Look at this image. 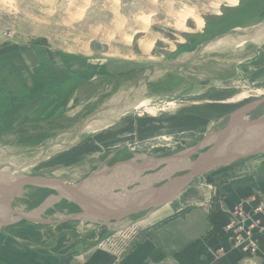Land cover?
I'll return each instance as SVG.
<instances>
[{"label": "rangeland", "instance_id": "obj_1", "mask_svg": "<svg viewBox=\"0 0 264 264\" xmlns=\"http://www.w3.org/2000/svg\"><path fill=\"white\" fill-rule=\"evenodd\" d=\"M263 118L264 0H0V177L80 184L97 171L85 166L96 141L121 145L130 125L151 137L125 148L162 153L183 149V142L191 151L205 141L207 151L220 140L247 143L241 139L247 132L257 144L264 133L233 130ZM109 147L105 155L114 152ZM253 156L192 184L222 196L228 187L220 185L239 172L264 168V154ZM46 193L26 186L11 207L37 208ZM191 197L103 238L96 233L102 226L66 238L63 224L12 223L7 208L0 217V264H91L100 254L119 264L152 228L194 209ZM63 210L71 211L66 201L43 216L60 219L56 211ZM217 214L213 230L224 236L227 222L221 225ZM19 226L22 234L13 231ZM72 238L76 243H67Z\"/></svg>", "mask_w": 264, "mask_h": 264}, {"label": "crops", "instance_id": "obj_2", "mask_svg": "<svg viewBox=\"0 0 264 264\" xmlns=\"http://www.w3.org/2000/svg\"><path fill=\"white\" fill-rule=\"evenodd\" d=\"M248 118L250 121L253 120V116L250 114ZM262 120H256V124L251 128L259 130L258 134L264 133V131H261L264 126V124H261ZM212 123L215 122L212 121ZM131 126L126 131H130L129 136L132 133L131 136L127 137L126 142L121 145L109 147L103 141L102 145L99 146L100 141H96L98 142V149L85 166L87 169H91L93 166L98 167L97 171L85 177L80 184H68L61 180L63 177L57 179L48 178L49 180H59L66 186L79 187L78 193L75 192V194L77 198L81 197V203L76 204L74 197H71L73 200L65 201L70 205V208L77 212L81 211L83 214L85 212L88 213V211L87 209L83 211L81 208H85V205L88 204L90 206L88 215L92 218V221L86 220L85 222L77 221L76 219L60 221L54 226L59 228L63 224L65 228L62 229L67 232L66 238L79 234V236H82L83 232H86L85 227L89 229L90 227L97 228V226H102L104 230L108 226L107 232H103V230L96 232L99 238H103L109 232L117 230V233H121L119 229L126 228L132 224L150 221L155 215L165 208L175 205L177 203L175 201L182 200L188 194L189 196L192 195V197L189 205H187H194L195 208L184 212L180 210L171 219L152 228L150 235L148 234L135 249L124 255L119 264H244V259L248 254L238 248H234L225 235L221 236L214 232L211 216L213 211L218 213L216 217L220 218L221 225H223L228 221V210L241 205L250 212L255 206L264 203V168L255 167L249 170L252 171L250 173L247 171L239 172L237 178H231V180L229 179L220 185V188L227 186L228 191L222 196L215 198L216 194L213 192H210L209 195L206 194L205 188H207V184L199 183L193 186L192 183L202 177V175L195 176L186 186L183 183V180L191 172L190 170L195 168L197 162H200L201 158L206 155L207 151H203L204 148H194L188 151L189 144L182 142L181 146L184 147L183 149L180 148L171 152L147 153L136 147L128 149L123 146L130 142H147L150 140L148 138L151 137L147 134L142 136L139 133L140 130L137 124L133 126L135 132L132 131ZM245 129L242 130V133L249 131L247 130L249 129V124L246 125ZM125 134H117L116 138ZM263 140L264 134L260 136V141ZM202 142L195 146L199 147ZM249 143L250 141L248 140L246 144L249 145ZM213 146L209 148L213 149ZM224 146L220 153L225 151H228L227 153H231V155L236 153L237 149L234 147ZM105 147L115 150L111 155H105L107 151ZM185 149L187 152H184ZM263 154L255 155L253 158H258ZM223 157L228 158L226 153L223 154ZM250 158L243 157V162ZM95 159L96 162L94 161ZM239 166L240 164H238L237 160L230 164H220L214 170L205 171L204 175L217 169L229 167L228 169L232 170V168ZM200 171L197 173L193 171V173L203 174ZM228 172L225 174H228ZM234 179L236 180L233 181ZM193 187L194 189H191ZM47 190L48 194H56V190L52 188ZM191 192L192 194H190ZM199 193L203 194L198 196ZM65 201L62 204L59 202L58 205L63 207ZM187 205L183 207L188 208ZM52 209L53 207L50 208V210ZM68 213L66 210L60 213L56 211V216H60V219L55 220L64 219ZM136 216L138 219L134 220ZM40 227H42L43 231L45 230V226L41 225ZM40 227L36 226L37 229L34 228V230L38 231L41 229ZM22 228L19 226L14 228L13 231L16 230L22 234ZM69 232L75 234L70 235ZM27 233L31 235V233ZM31 236L33 237L34 235ZM74 240L76 239L72 238V241L67 243L75 244L76 241ZM69 246L71 247L72 245ZM109 260V257L100 254L94 256V261H91V264H110ZM255 260L257 264H264V236L258 238V255L255 256Z\"/></svg>", "mask_w": 264, "mask_h": 264}, {"label": "water", "instance_id": "obj_3", "mask_svg": "<svg viewBox=\"0 0 264 264\" xmlns=\"http://www.w3.org/2000/svg\"><path fill=\"white\" fill-rule=\"evenodd\" d=\"M239 127L235 128L233 131L238 132L239 129H242V130L245 129L243 126L241 128ZM247 130L250 131L252 129L249 128ZM263 130H264V126L261 128V131ZM252 131L258 133L259 130L254 129ZM246 134H248L249 136L247 137L246 135H244L242 136L241 139L243 140L245 138L250 139L249 145L246 143L244 144L240 143L242 142V140L237 142L231 139L230 140L226 139L224 140L225 142L220 140V141H217V143H214V148L213 149L209 148L207 152L205 153L206 155L203 158H201L200 162H197V165H195V168L190 170L191 172L189 173V175L183 180L184 185L185 186L188 185L190 181H192L195 178V176L204 175L205 171L209 172V170L211 169L214 170L220 164H224V163L230 164L242 157H246L250 155H259V154L264 153V140L257 142V144H254L252 140V136L248 132ZM204 143L205 141L202 142L201 145L197 149H200V148L203 149L209 146L208 145L209 142L205 143L206 145ZM224 145H226V147L227 146H231V147L237 146L235 148L237 149L236 153H234L233 155H231V153H227L228 151L220 153L222 147H225ZM238 146H240V148ZM225 153L228 156V158H225V157L222 158L223 154ZM220 159H222V161H220ZM198 169L201 170L200 172H202L203 174H195L199 171ZM193 171L195 173H193ZM0 179L5 181V182L0 183V212H1L0 217H2V220L5 219L4 218L6 217L5 212H7L6 209L8 208L12 215L11 218L12 217L14 218V219H11L12 221H9L12 223L22 221V220H28V221H33L36 223H41L47 226H54L52 224H56L60 221H68V220H75V219L81 222H85L86 220L92 221V218H90L91 216L88 215V213H90V209H89L90 206L88 204L87 205L84 204L85 208L83 207L81 208V210L83 211L87 209L88 213L85 212L83 214L81 213V211L77 212L73 210L72 208H70L71 211L68 214H66L65 218L62 220H54V219L47 220L43 216L45 212L49 211L51 207L58 204L59 202H62L65 200H73L71 197H74V199L76 200V204H80L81 197L77 198L75 194V192L78 193L79 187L73 188L70 186H66L63 183H61L59 180H49L46 178H28L25 176H14L13 174H8L6 176L0 177ZM26 186H38L40 188H45V189L52 188L53 190H56L55 191L56 194L55 193L53 194L51 193L49 195L47 194L45 197H43L42 203L40 204V206H38L37 208L35 207L34 209L22 210L20 208L21 210L20 209L16 210L15 208H12L11 202L13 198L21 194L22 189L24 187L26 188ZM106 230H108V226L105 227L103 232H107ZM231 243L233 244V242Z\"/></svg>", "mask_w": 264, "mask_h": 264}, {"label": "built area", "instance_id": "obj_4", "mask_svg": "<svg viewBox=\"0 0 264 264\" xmlns=\"http://www.w3.org/2000/svg\"><path fill=\"white\" fill-rule=\"evenodd\" d=\"M228 221L224 227L226 238L233 247L247 253L244 264H257L258 238L264 236V203L252 208L250 212L242 206L228 210Z\"/></svg>", "mask_w": 264, "mask_h": 264}, {"label": "bare ground", "instance_id": "obj_5", "mask_svg": "<svg viewBox=\"0 0 264 264\" xmlns=\"http://www.w3.org/2000/svg\"><path fill=\"white\" fill-rule=\"evenodd\" d=\"M173 105V104H172ZM231 173V172H230Z\"/></svg>", "mask_w": 264, "mask_h": 264}]
</instances>
